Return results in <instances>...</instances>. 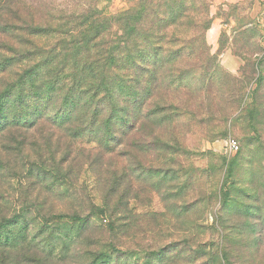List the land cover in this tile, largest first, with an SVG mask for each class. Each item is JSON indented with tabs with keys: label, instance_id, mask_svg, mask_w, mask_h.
I'll use <instances>...</instances> for the list:
<instances>
[{
	"label": "rangeland",
	"instance_id": "rangeland-1",
	"mask_svg": "<svg viewBox=\"0 0 264 264\" xmlns=\"http://www.w3.org/2000/svg\"><path fill=\"white\" fill-rule=\"evenodd\" d=\"M9 84L0 225L40 251L0 264H264V0H0V105Z\"/></svg>",
	"mask_w": 264,
	"mask_h": 264
},
{
	"label": "trees",
	"instance_id": "trees-1",
	"mask_svg": "<svg viewBox=\"0 0 264 264\" xmlns=\"http://www.w3.org/2000/svg\"><path fill=\"white\" fill-rule=\"evenodd\" d=\"M91 25V24H90ZM88 26V27H87ZM86 27L88 28L87 30V34L82 39V45L84 47L87 48V52L90 51V49H92L90 47L91 43L93 41H95L96 39L101 37V32H95L93 34L90 33L91 27L88 25H86ZM70 33H74L72 30L69 31ZM101 59L103 60V66H101V68L103 69V80H101L100 84L97 86L96 90L98 91L97 95H92L90 96V101H94L98 95H103L105 98V100L107 101V105L111 106L112 104H114V102L117 103V101H115V90L114 88L109 84V80L107 77V73L108 70L110 69L112 64H115V53L110 50H103V53L101 55ZM88 72L89 74H92L95 71V67L91 66L85 69L84 72ZM29 79V78H28ZM260 77L257 78V81H259ZM78 84H74L71 88H70V92H71V99H73V101L71 100L70 104L72 107L71 110V116L73 115H78L80 112V108H86V110H90L92 108V105H90L89 103L85 104V100H82V106L80 105L78 99L84 94V92H80V94H76V92L80 91V88L78 87ZM18 84H9L6 89L4 90V106L3 104L0 105V117H2V119L4 118V124H2L0 127L2 128V130L6 129L7 127H14L17 125H21V123H23L21 120H14L13 118V113L15 112V106L17 105V108L20 110L24 109L26 106L24 103H21V99L24 97L22 95V93L20 92H16ZM96 87V86H95ZM89 94V91L85 93V97H87L86 95ZM79 97V98H76ZM85 99V98H84ZM78 101V102H77ZM99 102H102V100H99ZM111 104V105H110ZM106 105V104H104ZM101 115V112L97 111V110H93L92 114H88L87 116H84L82 118H78L76 120H74V122L80 123L82 124V121H85V123L89 122V127H94L97 124H100V126H105L107 129V135L103 136L105 139V141H107L108 139H106V137H108L110 135V133L113 132L112 130V126L114 125V114H110L109 116L105 117V119L103 121H98L97 122V118H99V116ZM85 119V120H84ZM88 128V127H87ZM100 128V127H99ZM97 129L98 132H100V129ZM0 130V131H2ZM100 142H98L99 144ZM227 193V192H225ZM85 217H81L79 216V214H74L72 216H68L65 217V219L70 220L71 222H75V223H83L86 222L84 220ZM63 219V218H62ZM61 221V220H60ZM52 222H47V223H43L42 225H44L42 228L43 229H48V226L51 224ZM11 224L8 222H5L4 224L0 225V256L2 257H8L9 258V253L10 252H15V251H24V252H29V251H35V252H39V245H33L31 246L30 243H26L28 245L25 244V238H23L22 236H19L20 234H18V232H14V229L11 228L10 226ZM42 229V230H43ZM55 231V229H53ZM46 231V230H45ZM44 232V231H43ZM42 232V233H43ZM49 240H54V238H50ZM24 243V245L26 246H22V244ZM49 246L47 250V252L49 253V256L51 254V256H53V251L55 250V246L53 244H47ZM111 247V246H109ZM108 249V248H107ZM110 249V248H109ZM96 254V253H95ZM97 255V254H96ZM38 258H40V255L36 256ZM50 258V257H49ZM52 259H49L48 261V255L47 258L44 259V264H49ZM162 260H160V264H162L161 262ZM109 264V256L107 255H102L100 254L99 257L96 256L94 264ZM5 264H8L5 262ZM39 264H43L40 263Z\"/></svg>",
	"mask_w": 264,
	"mask_h": 264
},
{
	"label": "built area",
	"instance_id": "built-area-1",
	"mask_svg": "<svg viewBox=\"0 0 264 264\" xmlns=\"http://www.w3.org/2000/svg\"><path fill=\"white\" fill-rule=\"evenodd\" d=\"M229 148H230V150L233 152V153H235V152H237L238 151V144L235 142V141H230L229 142Z\"/></svg>",
	"mask_w": 264,
	"mask_h": 264
}]
</instances>
